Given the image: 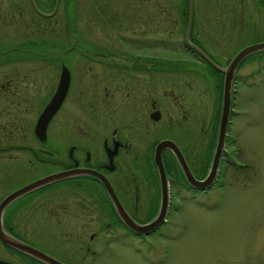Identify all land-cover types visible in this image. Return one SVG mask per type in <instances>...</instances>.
<instances>
[{
  "label": "flooded vegetation",
  "instance_id": "obj_1",
  "mask_svg": "<svg viewBox=\"0 0 264 264\" xmlns=\"http://www.w3.org/2000/svg\"><path fill=\"white\" fill-rule=\"evenodd\" d=\"M33 1L34 4L31 0H0V185L7 183L0 188V226L9 239L64 264H110L116 253L112 242L122 237L136 247L142 243L150 246L145 237L162 234L173 205L199 204V193L217 184L223 165L239 167L228 150L232 110L214 179L209 187L199 189V179L207 175L211 164L219 121L215 117L210 128L204 129L212 132L205 134V150L199 149V91L196 90L197 100L192 105L175 87L150 84L152 74H148L149 84L117 86L123 105L111 110L112 117L108 114L107 90V101L101 109L89 102L84 116H75L72 102L78 97L72 90L74 76L58 49L53 48L50 53L37 51L22 43L35 41L32 44L36 45L44 31L57 36L58 19L52 26L45 22L54 19L61 5L63 11H68V0H59L51 16L42 12L50 13L55 0ZM168 7L165 6V16L171 21ZM182 14H188V5ZM195 15L194 9V20ZM23 26L33 31L24 30ZM196 33L199 29L191 25L189 40L205 51ZM186 42L184 34L181 43ZM191 53L199 62L209 63L195 49ZM62 65L69 70L67 91L44 131L37 133L38 117L56 91ZM217 71L222 78L216 73L215 85L220 88L223 73ZM236 76L235 73L231 105ZM103 88L107 89L105 85ZM94 90L88 95L96 97ZM163 140L170 145L160 151L161 172L155 152ZM65 170L73 175L27 190L2 204L18 188ZM108 187L116 198L111 197ZM163 194L166 208L162 219L145 231L132 229L114 203L118 201L134 221L146 224L160 214ZM260 257L258 262L264 264V245ZM0 264L52 263L37 252L0 238Z\"/></svg>",
  "mask_w": 264,
  "mask_h": 264
},
{
  "label": "rangeland",
  "instance_id": "obj_2",
  "mask_svg": "<svg viewBox=\"0 0 264 264\" xmlns=\"http://www.w3.org/2000/svg\"><path fill=\"white\" fill-rule=\"evenodd\" d=\"M67 4L68 11L61 5L54 19L45 22L52 26L58 19L57 36L44 31L36 45L22 43L37 51L58 49L74 76L72 90L78 97L72 102L74 115L83 117L89 102L101 109L107 90L112 117L111 110L123 105L117 86L149 84L147 75L152 74L150 84L175 87L192 105L199 91L197 125L199 149L204 151L205 134L212 132L204 129L220 116L222 86L215 85L219 72L199 62L181 43L184 0ZM165 6L170 7L171 21ZM194 9L191 25L199 29L195 35L220 66L242 47L264 40V0H193ZM236 75L228 150L239 167L223 165L217 184L199 193V204L173 205L162 234L145 237L150 246L136 247L122 237L112 242L116 253L110 264H263L258 261L264 245V49L246 56ZM92 90L96 97L88 95Z\"/></svg>",
  "mask_w": 264,
  "mask_h": 264
},
{
  "label": "water",
  "instance_id": "obj_3",
  "mask_svg": "<svg viewBox=\"0 0 264 264\" xmlns=\"http://www.w3.org/2000/svg\"><path fill=\"white\" fill-rule=\"evenodd\" d=\"M31 2L34 4L33 0H31ZM58 2H59V0H55V7L50 13H43L42 12V14L45 16H51L54 13L55 9L57 8ZM188 5H189V13H188V22H187V27H186V32H185V38H186L187 44L190 47H192L193 49H195L197 52L201 53V55L214 68L223 72V74H224L223 88H222L221 111H220V117H219L216 146H215V149L213 152V157H212L211 164H210L207 175L203 179H199V189H206L207 187H209L211 185V182L213 181L215 173L217 171L218 160H219V156H220L221 149H222V141H223V138L225 136L226 125H227V122L229 120V115H230V110H231L232 87H233V79H234L235 71H236L239 63L246 56H248L249 54L254 53L256 51L264 49V40L254 42L252 44H248V45L242 47L232 56V58L229 60V62L227 63L226 66H220L213 59H211L198 45H196L195 43H193L189 40L190 26H191V20H192V0L188 1ZM69 77L70 76H69L68 68L65 65H62L61 71H60V80H59L58 86L56 88V91L54 92L50 101L46 104L43 111L41 112V114L38 117L36 127H35V130L37 133H40L41 129H43V131H44L45 126H46L49 118L53 115V113L56 111V109L61 105V102L63 100V97H64V95L67 91L68 85H69ZM165 145H170L168 140H163V141L159 142L157 147H156V152H155V154H156L155 155V161H156L158 167L161 169V172L163 171V169H162V162H161V158H160V151H161L162 147H164ZM175 148L177 149L176 146H175ZM71 175H73L72 172H70L68 170L57 171V172L46 174V175H44V176H42V177H40V178L30 182V183L18 188L17 190L13 191L12 193L8 194L5 197V199L3 200L2 204H4L6 201H8L9 199H11L17 195L24 193L27 190H30V189L35 188V187L46 185L48 183H51V182H54V181H57L60 179L68 178ZM104 182L106 183L107 181L105 180ZM108 190H109L111 197L114 198L115 194H114L112 188L110 189V187H108ZM163 192H164V188H163ZM165 202H166V198L163 194V201L161 204L160 214L155 219H153L152 221H150L146 224H140V223L134 221L128 215V213L123 209L122 205L118 201H116V200L114 201L117 212L119 213L121 218H123V220L132 229L137 230V231H145L146 229H151L156 225V223H158V221H160L162 219V216H163L162 212H164V209L166 208ZM0 238L4 242L15 245L21 249H28L29 251H32L35 253L37 252V254L39 253L40 256H42L45 260L50 261L52 264H64L63 262H61L57 259H54V258L50 257L49 255H47L41 251H38V250L34 249L33 247L23 243V242L13 240V239L12 240L9 239V237H7V235H5L4 231L1 229V226H0Z\"/></svg>",
  "mask_w": 264,
  "mask_h": 264
},
{
  "label": "trees",
  "instance_id": "obj_4",
  "mask_svg": "<svg viewBox=\"0 0 264 264\" xmlns=\"http://www.w3.org/2000/svg\"><path fill=\"white\" fill-rule=\"evenodd\" d=\"M184 2H185V5L183 6V7H186L187 6V0H184ZM182 11V10H181ZM181 14V18H182V24H184V26H185V24H186V19H187V15H183L182 13H180ZM184 48H186V46L184 45ZM187 50L189 49V48H186Z\"/></svg>",
  "mask_w": 264,
  "mask_h": 264
}]
</instances>
